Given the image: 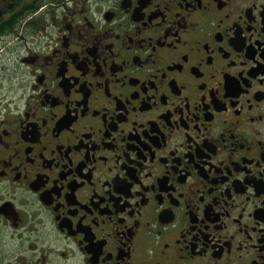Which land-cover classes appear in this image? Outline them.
Listing matches in <instances>:
<instances>
[{
  "label": "flooded vegetation",
  "instance_id": "flooded-vegetation-1",
  "mask_svg": "<svg viewBox=\"0 0 264 264\" xmlns=\"http://www.w3.org/2000/svg\"><path fill=\"white\" fill-rule=\"evenodd\" d=\"M0 264H264V0H0Z\"/></svg>",
  "mask_w": 264,
  "mask_h": 264
}]
</instances>
